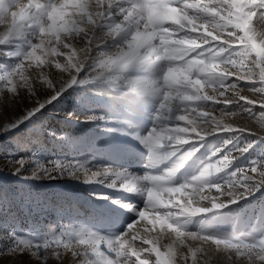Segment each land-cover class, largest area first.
<instances>
[{"label": "snow or ice", "instance_id": "6c2138e0", "mask_svg": "<svg viewBox=\"0 0 264 264\" xmlns=\"http://www.w3.org/2000/svg\"><path fill=\"white\" fill-rule=\"evenodd\" d=\"M164 7L176 13L154 14V0H24L19 6L18 0H0V57L17 60L0 67V93L8 94L4 103L13 110V118L0 124V135L17 136L24 129L28 136L38 133L39 114L68 89L98 83L107 85L114 98L128 94L130 104L146 95L157 101L152 126L133 138L157 162L173 161L163 174L142 176L108 166L93 171L88 162L53 161L33 164L28 177L23 173L30 161L15 160L13 175L22 179L69 176L140 194L146 201L142 210L112 201L137 214L123 233L73 229L40 241L6 231L8 253H29L36 264H50V257L63 264L66 253L73 264H207L206 258L216 253L229 261L264 264V234L236 236L188 227L194 217H210L264 190V135L235 119L257 120L264 128V57L258 58L248 41L251 35L264 45V33L257 29L264 24V0H167ZM243 21L247 28L240 26ZM15 23L23 25L19 35ZM53 68L66 77L52 79ZM132 69L149 75H134ZM38 87L47 90L43 98ZM25 99L31 106L17 114ZM217 110L220 117L214 115ZM107 118L94 113L87 120ZM224 133L230 138L210 153L198 175L173 182L208 137ZM257 146L256 159L233 167L237 153L241 157ZM220 174L224 178L217 180ZM140 222L143 232L136 226Z\"/></svg>", "mask_w": 264, "mask_h": 264}, {"label": "rangeland", "instance_id": "374dc122", "mask_svg": "<svg viewBox=\"0 0 264 264\" xmlns=\"http://www.w3.org/2000/svg\"><path fill=\"white\" fill-rule=\"evenodd\" d=\"M262 27L264 24H257L258 30ZM16 62V58L0 57V67L3 68ZM131 71L138 76L149 75L141 69ZM66 75L54 68L50 72V77L57 81ZM99 90L106 94L97 95ZM38 92L41 98L47 94L43 87H38ZM244 94L249 93L245 91ZM127 95L121 93L117 99L111 96L107 85H79L68 89L59 100L39 114L41 124L38 133L28 136V130L24 129L17 136L0 135V264H36L29 253L12 255L6 251V231L15 232L21 238L40 241L73 229H91L101 235L111 236L125 232L127 226L138 219L135 212L119 207L112 201L130 202L142 210L146 201L143 195L102 184L84 183L69 176L49 180L22 179L13 175L16 167L14 161L21 157L30 161L23 173L28 177L32 175L33 164L50 166L49 162L53 161L88 162L93 171L98 166H108L127 169L130 173L141 176L147 172H166L172 167L173 161L157 162L148 149L133 138L134 134L142 135L152 126L151 113L157 101L146 95L139 98L136 104H130L126 99ZM7 96L6 92L0 93V124L13 118V110L4 103ZM25 106H31L27 99L18 103L16 113L19 114ZM235 108V105L229 106L230 110ZM94 113H101L108 118L95 122L87 120ZM214 115L220 117L221 113L217 110ZM235 119L237 124L254 130L258 135H264V128L257 120L242 116ZM101 122L112 129L109 128L105 136L93 135L91 125ZM49 132L56 135H49ZM228 138L230 134L227 133L208 137L200 151L178 170L172 178L173 182L178 184L198 175L210 153ZM228 147L231 148V145ZM259 152L260 148L257 146L241 157L237 153L238 160L233 167L247 166L256 159ZM33 153L35 157L32 156ZM223 178V174H220L216 179ZM99 196L108 199H98ZM143 223L136 225L142 232ZM188 227L194 231L205 229L236 236L248 233L264 234V190L210 217H194ZM150 235L156 234L153 232ZM54 260V257H50V264H54ZM206 260L207 264L235 262L229 261L222 253L213 254ZM63 264H73L70 253L65 254Z\"/></svg>", "mask_w": 264, "mask_h": 264}, {"label": "clouds", "instance_id": "9594fccd", "mask_svg": "<svg viewBox=\"0 0 264 264\" xmlns=\"http://www.w3.org/2000/svg\"><path fill=\"white\" fill-rule=\"evenodd\" d=\"M24 0H18V6L22 4ZM79 2V0H77ZM155 5L157 8L153 10L154 14L156 15H164V16H173L176 13L175 9L172 8H165L164 5L167 3V0H154ZM237 13L241 12V9L237 6ZM243 28H247L248 24L247 21H243L240 25ZM13 30L16 34H21L23 32V25L21 23H15L13 25ZM7 31V29H5ZM261 33H264V27L259 30ZM249 44L251 45L252 51L256 54V56L264 57V45L258 43L251 35L248 36ZM179 77H177L178 79ZM198 83V82H197ZM234 264H260V262L256 261L255 259H245L240 261H235Z\"/></svg>", "mask_w": 264, "mask_h": 264}, {"label": "bare ground", "instance_id": "6f19581e", "mask_svg": "<svg viewBox=\"0 0 264 264\" xmlns=\"http://www.w3.org/2000/svg\"><path fill=\"white\" fill-rule=\"evenodd\" d=\"M110 122V121H109ZM108 122V123H109ZM111 124V123H110ZM109 126H111V125H109ZM113 126V125H112ZM109 128L110 129H112L111 127H108V126H106V124H104V123H93L92 125H91V132H92V134L93 135H101V136H105V135H107V133H108V131H109ZM112 131V130H111ZM90 140V139H89ZM149 156V155H148ZM151 157V156H150ZM138 175V174H137ZM108 191V190H107ZM95 194V193H94ZM96 194H97V192H96ZM110 196H111V194H110ZM103 200V199H102ZM104 202V201H103ZM127 202H129V200L127 201ZM138 202V201H137ZM130 203V202H129ZM133 205V204H132Z\"/></svg>", "mask_w": 264, "mask_h": 264}]
</instances>
